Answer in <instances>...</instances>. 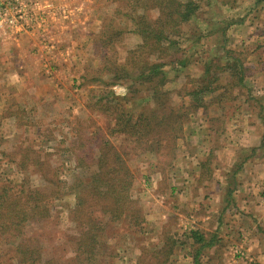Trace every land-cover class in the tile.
I'll return each instance as SVG.
<instances>
[{
	"label": "rangeland",
	"instance_id": "obj_1",
	"mask_svg": "<svg viewBox=\"0 0 264 264\" xmlns=\"http://www.w3.org/2000/svg\"><path fill=\"white\" fill-rule=\"evenodd\" d=\"M9 1L14 4L13 0ZM257 1L200 0L202 6L199 15L191 23L184 24L185 37H177L179 43L166 53L151 57L152 61L166 64L164 69L167 83L163 89L170 91L173 100L171 105L183 107L182 112L187 109L188 122L174 153H170V149L164 146L157 150L140 151L136 156L130 153L129 158L124 155L134 174L130 190L136 202L132 208L136 210L135 216L140 220L135 218L133 226L127 220L111 224L106 239L96 247L97 254H90L91 264H163L164 260H167L166 264H175L183 254L171 255V252L179 249L178 252L181 253H194L200 246L190 238L192 232L204 228L201 233H211L208 235L213 238L214 223L203 227L189 216L195 213L191 208L197 210L194 205L189 206V198L194 195L198 201V197L207 194L214 168L222 180L231 176L232 181L233 172L238 165L236 162L240 142H232L227 148L219 150L224 137L228 139L227 119L235 114V108L225 111L224 108L232 104L239 106L246 94L237 95V90L226 92L228 98L221 104H218L219 93L217 96L207 94L202 99L203 107L193 111L189 93L204 82L203 74L208 57L213 61L215 72L212 74L220 76L216 86H224L230 80L219 69L228 60L224 51L217 50L218 40L223 39V34L221 31L217 33L215 29L221 23L229 26L224 35V39L226 36L230 37H227L230 39L229 48L235 50L236 57L245 61L247 72L251 71L246 65L251 49L248 45L247 48L244 47L240 41L246 38L245 34L257 31L255 27L243 29L244 24L235 22L261 21L264 18V1ZM20 2L27 13L19 16L10 12L8 17L14 18V23H6L4 16H0V83L9 79L26 88L22 89L23 93L12 92L7 87L0 88V191L6 184L18 188L24 181L30 186H45L37 166L27 167V174V171L24 173L17 166L16 162H19L24 153L27 154V148L36 151L28 153L32 158L36 159L41 155L42 159L51 161L58 168L67 189L72 183H86L91 174L90 170L78 166L76 158L77 151L74 148L78 143L83 147L79 121L89 126L85 132L94 139L87 140L85 148L89 150L97 145L95 129L101 128L104 134L108 127L112 130L115 116L122 109L133 114L134 120L140 112L147 111L148 115H152L154 105L150 97V104H146L150 85L148 88L139 86L134 89L127 83L109 85L106 81L102 83L93 77L106 55L115 59L117 54L112 47L105 46L102 42V30L106 26L112 25L109 33L118 28H130L124 32L122 42L118 44V47L123 46V50L135 48L142 40L133 24H122L124 21L121 14H118L123 6L126 7L127 0ZM120 23L122 27H118ZM213 30L216 34L212 35ZM183 61L186 62L185 65ZM250 86L249 83L247 88L250 89ZM237 97L238 100H234ZM111 101L119 102L124 108H119ZM20 105L24 107V112L20 110ZM11 106L12 112L18 114L7 117L5 114ZM156 111L157 114L165 113V110ZM233 130L230 126L227 132L231 135ZM109 136L120 150H128L131 140L128 135L118 133L109 134L108 138ZM220 153L227 156L218 157ZM7 154H12L13 159L5 156ZM224 162L234 165L230 170L223 169ZM237 184L235 176L230 188ZM67 192L61 199L52 200V218L40 223L31 222L18 242L28 244L35 240L43 247L42 252L47 259L56 257L62 261L66 258V264H69L81 256L76 250L88 227H78L74 220L77 192ZM204 211L203 207L201 212ZM181 214L187 219H183ZM142 218L144 221H141ZM180 218L183 219L182 222ZM249 220L251 227L246 222L235 223V231H231L234 236L226 243L216 239L215 247L222 249L221 256L215 258L214 264H262L257 256L243 255L237 251L239 246H244L248 253L251 252L245 247L247 243L245 230H241L243 226L245 229L246 226L249 227L254 239H259L260 246V236L254 229L258 224L260 232L261 228L264 231V220L260 223L253 217ZM223 239L226 240L225 237L221 240ZM256 243L254 241L253 245ZM16 247L17 241L8 245L0 238V264H19ZM258 249L259 247H255L254 250L257 252ZM208 258L206 256L201 259Z\"/></svg>",
	"mask_w": 264,
	"mask_h": 264
},
{
	"label": "trees",
	"instance_id": "obj_2",
	"mask_svg": "<svg viewBox=\"0 0 264 264\" xmlns=\"http://www.w3.org/2000/svg\"><path fill=\"white\" fill-rule=\"evenodd\" d=\"M263 1L258 0L257 2ZM201 6L200 0H127L126 7L123 6L118 14H121V19L124 21L122 24L128 22L133 24L142 40L138 46L131 50H123V46L118 47V44L122 42L124 32L129 31L130 28H118L109 33L108 31L112 28V25L109 24L102 30V42L105 46L112 47L117 54L115 59L106 55L102 66L96 69L97 72H94V79L102 83L106 81L109 85L119 82L127 83L134 89L150 85L149 90L146 89L149 91L148 95L144 97L148 99L146 104H150V98L153 102L152 115H148L147 111L140 112L137 119L134 120L133 114H128L125 109H122L115 116L112 130L108 127L104 134L101 128L95 129L97 145L96 148L89 150L85 148L87 140L94 139L85 132L89 126L79 121L78 127L81 131L80 140L83 147L81 148L78 143V146L74 148L77 151L76 158L78 166L90 170L91 174L86 183L84 181H80L79 184L72 183L67 189L66 183L59 175L58 168L51 161L42 159L41 155L36 159L32 158V155H28V153L36 151L33 148H27V154L24 153L21 156L19 162H16L17 166L24 170V173L30 165L37 166L45 186H30L24 181L18 188L6 184L0 191V238L4 244L8 245L17 241L16 250L19 264H66V258L62 261L56 257L47 259L42 252L43 247L37 241L32 240L27 244L18 242V238L31 222L49 221L53 216L52 200L61 199L68 193L67 190L77 192L75 222L80 228L88 227L82 243L76 250L81 253V256L69 264H91L90 254H97L96 247L106 239L111 224L123 223L127 220L131 226L134 224L135 218L140 220L138 216H135L136 210L132 208L136 202L132 198L130 190L134 183V174L130 169L129 160H125L124 155L129 158L130 153H134L132 156H136L140 151L157 150L164 146L170 149V153H174L189 117L187 109L182 112L183 107L176 108L171 105L173 100H171L170 91L163 89L167 83L164 69L166 64L152 61L151 57L166 53L169 48L179 43L176 40L177 37H185L184 24L195 20ZM153 12L155 13L153 14ZM243 21L245 22V20H240L235 23L242 24ZM223 25L221 23L215 29L217 33L221 31L223 34V39L218 40L217 50L224 51L228 60L219 69L230 80L224 86H216L220 76L212 74L215 72L212 66L213 61L208 57L203 74L204 82L201 86L198 84L194 88L195 90L189 93L193 111L203 107L202 99L207 94H216L217 96L219 93L218 104L227 100L226 92L237 90V92L247 95L249 88H247L248 72L245 61L236 57L235 50L229 48L230 39H227L228 36L224 39L229 26ZM118 27H122L121 23ZM215 31L212 35L216 34ZM217 57L219 58V56ZM182 63L186 64L184 61ZM107 79L110 82H107ZM136 91L138 92V90ZM111 103L118 105L119 108H124L119 102L111 101ZM12 107L6 112L7 117L17 116L18 113L12 112ZM155 108L165 110V113L157 114ZM20 110L25 111L21 105ZM118 133L128 135L131 139L127 147L128 150H120L111 142L110 136L108 138L109 134ZM5 156L10 160L13 159L12 154ZM239 167L236 166L235 174L240 171ZM141 221H144V218ZM190 238L200 244L194 257L196 263L199 264L203 250L215 245L216 238L209 239L198 231L192 232ZM170 254H175V250ZM165 261L167 260H164L163 264H166Z\"/></svg>",
	"mask_w": 264,
	"mask_h": 264
},
{
	"label": "crops",
	"instance_id": "obj_3",
	"mask_svg": "<svg viewBox=\"0 0 264 264\" xmlns=\"http://www.w3.org/2000/svg\"><path fill=\"white\" fill-rule=\"evenodd\" d=\"M18 2L21 4L20 0ZM242 24L245 25L243 29L248 30L255 27V31H257L256 33L245 34L246 38H242V41H240L244 47L247 48L249 46L251 49L246 62V65L251 69L247 73L246 81L251 86L247 91V95L244 96V101L238 104L239 106L235 104L225 106L224 111L225 109L235 108V114L227 119L228 128L226 129V135L228 139L225 136L219 148V150L221 148L225 149L232 142H240V153L237 155L238 162H236L240 166L238 168L240 171L237 174L234 173L235 171L233 172L232 181L230 180L231 176H227L228 173L225 174L228 179L224 177L222 180L220 174L218 175V172L215 171L216 168H214L213 177L209 182L210 189L208 188L207 194L198 197V201L194 195H191L189 198V206L194 205L197 209L193 210L191 208V211H195V213L189 216L193 218V221H198V224L203 227L208 223H214L213 238L220 239V242L223 243H226L230 237L234 236L231 231H235V223L238 224L239 221L241 224L246 222L251 227L249 219L252 217L259 223L264 220V18L255 23L244 22ZM2 87L10 88L12 92L20 91L22 93L26 89L19 83L12 82L9 79L4 80L2 84L0 83V88ZM238 94L239 92H237ZM234 100H238V97ZM229 125L234 128L231 131V135L227 132L230 127ZM220 156L224 157L227 155L220 153L218 157ZM233 165L234 163L226 164L224 162L223 169L228 168L230 170ZM235 176H237L238 184L234 188H230ZM203 207L205 209L204 213L201 212ZM258 216H262V218ZM181 217L187 219L183 214H181ZM182 218H180L181 222L183 221ZM200 229L202 230L198 229L195 231L201 233L204 228ZM241 230L243 232L245 230L244 237L247 243L245 247L249 248L251 252L248 253L247 249L243 248L244 246H239L240 248L236 247L238 248V253L257 256L258 261L264 264L263 229L261 228L263 233L260 232L258 224L256 225V229H254L257 231L258 237L260 236V246L258 244L259 239H254L248 226H246V229L243 226ZM208 234L211 233L206 234L207 238L210 239L211 236ZM222 237H225L226 240H221ZM254 241L257 242L256 245L258 246L253 245ZM215 245L203 250L199 258V264H214L215 258L221 256L222 248H217ZM255 247H259L257 252L254 250ZM178 250L176 249L175 253L183 254V257L179 260L177 259L175 264H197L194 260L196 252L181 253ZM186 254L188 255L186 256ZM206 256L209 258L206 260L201 259Z\"/></svg>",
	"mask_w": 264,
	"mask_h": 264
},
{
	"label": "built area",
	"instance_id": "obj_4",
	"mask_svg": "<svg viewBox=\"0 0 264 264\" xmlns=\"http://www.w3.org/2000/svg\"><path fill=\"white\" fill-rule=\"evenodd\" d=\"M13 2L14 4L9 0H0V16H4L6 23H14L15 21L14 18L8 17L11 14L10 12H15L14 14L19 16L27 13L26 9L22 6L23 4H20L18 0H13Z\"/></svg>",
	"mask_w": 264,
	"mask_h": 264
}]
</instances>
